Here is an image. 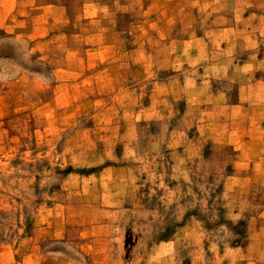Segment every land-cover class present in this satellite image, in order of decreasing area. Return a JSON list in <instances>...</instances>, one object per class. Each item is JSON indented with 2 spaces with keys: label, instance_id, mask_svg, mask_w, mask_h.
<instances>
[{
  "label": "rangeland",
  "instance_id": "374dc122",
  "mask_svg": "<svg viewBox=\"0 0 264 264\" xmlns=\"http://www.w3.org/2000/svg\"><path fill=\"white\" fill-rule=\"evenodd\" d=\"M257 121L264 0H0V264H226Z\"/></svg>",
  "mask_w": 264,
  "mask_h": 264
},
{
  "label": "crops",
  "instance_id": "0c3cea01",
  "mask_svg": "<svg viewBox=\"0 0 264 264\" xmlns=\"http://www.w3.org/2000/svg\"><path fill=\"white\" fill-rule=\"evenodd\" d=\"M262 114L258 109L259 120ZM225 128L228 131L227 145L238 149L232 160L233 170L227 174L226 180L239 181L243 195L251 202L250 207L243 209L247 213L246 242L243 246L227 248L224 259L226 264H264V200L260 199L264 198V125L259 121L254 124L227 123ZM185 227L179 226L177 238L182 237Z\"/></svg>",
  "mask_w": 264,
  "mask_h": 264
}]
</instances>
